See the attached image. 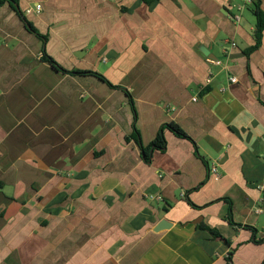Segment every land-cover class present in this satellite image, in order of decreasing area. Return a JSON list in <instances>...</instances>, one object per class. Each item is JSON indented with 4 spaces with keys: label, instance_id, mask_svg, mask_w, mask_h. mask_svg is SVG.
Masks as SVG:
<instances>
[{
    "label": "crops",
    "instance_id": "crops-1",
    "mask_svg": "<svg viewBox=\"0 0 264 264\" xmlns=\"http://www.w3.org/2000/svg\"><path fill=\"white\" fill-rule=\"evenodd\" d=\"M241 5L19 0L38 35L0 6V264H264V33L246 56Z\"/></svg>",
    "mask_w": 264,
    "mask_h": 264
},
{
    "label": "trees",
    "instance_id": "trees-1",
    "mask_svg": "<svg viewBox=\"0 0 264 264\" xmlns=\"http://www.w3.org/2000/svg\"><path fill=\"white\" fill-rule=\"evenodd\" d=\"M148 3L151 2L152 0H145ZM18 2L19 0H0V6L4 5L5 3H9L10 5H12V7L14 8V10L18 13V15L20 16L21 20L24 22V24L26 25V27L34 34L38 35V33L36 32V30L33 28V26L26 20L25 16L22 14V12L20 11L19 7H18ZM251 10L253 15L255 16L256 19V26H255V33H254V37L256 40V44L249 48L248 50H246L245 54L246 56H249L252 52H254L255 50H257L259 48L260 45V40L261 37L264 33V12L261 8V0H253L252 2V6H251ZM42 59L49 63L52 67L58 69L59 71H62L64 73L67 74H71V75H93V76H97L100 79H102L103 81H106L101 75L97 74V73H93L90 71H79V70H75V71H67L65 69H63L57 62H55L52 58H50L49 56L46 55L45 51L43 52V56ZM171 132H173L176 136L180 137V138H186L189 139V137L185 134V132L180 129L177 125L175 124H167L166 126ZM165 146V140L163 138L162 132H160L158 138L153 142L152 146L147 149L144 150L142 148V150L146 153V161H149L150 158L147 155L148 152H150L151 148L156 150V149H162ZM201 230L206 231L207 233H209V235L216 241H220L222 243H224L225 245H229V242L224 239L220 233L214 229L208 228L206 226H201L200 227Z\"/></svg>",
    "mask_w": 264,
    "mask_h": 264
},
{
    "label": "built area",
    "instance_id": "built-area-1",
    "mask_svg": "<svg viewBox=\"0 0 264 264\" xmlns=\"http://www.w3.org/2000/svg\"><path fill=\"white\" fill-rule=\"evenodd\" d=\"M241 2H242V5L239 6V7L237 8V10H238V14H236V15L234 16V20H235L236 22H239V21H240V19H241V15H242L243 11H244L247 7H249V6L252 5L253 0H241ZM40 9H41V6L38 5V6H37V10H40ZM230 47H231V48H236V44H235L234 42H231V43H230ZM209 62H210V64H213V65H216V66H221V65H222V62L219 61V60H209ZM212 79H213V75L210 74V75L208 76V78L206 79V81H205L204 87L200 88L199 91H198V93H202V92H204L205 89H207V87L212 83ZM230 81H231L232 83H236V79H235V78L230 79ZM193 100L196 102V101L198 100V97H195ZM211 172H212L213 174H217V173H218L217 168H216V167L212 168V169H211ZM148 198H149L150 200H153V201H158V202H159V201H162V198H161V197H158V196H149Z\"/></svg>",
    "mask_w": 264,
    "mask_h": 264
},
{
    "label": "water",
    "instance_id": "water-1",
    "mask_svg": "<svg viewBox=\"0 0 264 264\" xmlns=\"http://www.w3.org/2000/svg\"><path fill=\"white\" fill-rule=\"evenodd\" d=\"M201 51L203 52L204 55L208 56V54L205 52L204 49H201ZM242 55H235L233 56L234 58H239L241 57ZM170 227V224L167 222V221H162L159 225H158V228H157V231L159 230H162V229H166V228H169Z\"/></svg>",
    "mask_w": 264,
    "mask_h": 264
},
{
    "label": "rangeland",
    "instance_id": "rangeland-1",
    "mask_svg": "<svg viewBox=\"0 0 264 264\" xmlns=\"http://www.w3.org/2000/svg\"><path fill=\"white\" fill-rule=\"evenodd\" d=\"M246 14L247 16H252L250 11L246 12Z\"/></svg>",
    "mask_w": 264,
    "mask_h": 264
}]
</instances>
